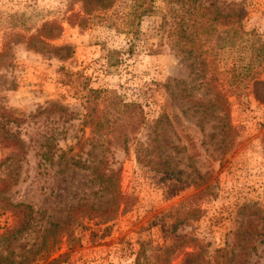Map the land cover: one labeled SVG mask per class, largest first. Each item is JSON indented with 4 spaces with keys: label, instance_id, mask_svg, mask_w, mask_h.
<instances>
[{
    "label": "rangeland",
    "instance_id": "374dc122",
    "mask_svg": "<svg viewBox=\"0 0 264 264\" xmlns=\"http://www.w3.org/2000/svg\"><path fill=\"white\" fill-rule=\"evenodd\" d=\"M155 1L159 13L144 19L133 52L127 53L133 36L108 27L98 14L82 27L67 21L79 10L80 0H0V133L17 140L0 142V196L5 198L0 206V264H46L40 256L52 223H68L77 204H90L92 210L108 205L109 189H102L89 169L71 164V156L81 153L85 158L90 140L96 139L104 143L93 148L97 160L106 158L109 168L118 171L112 189L128 196L129 207H121L106 222L80 216L69 235H62L52 258L66 252L67 261L61 264H134L140 250L150 254L169 242L175 208L208 184L210 193L200 201L198 217L176 232L201 242L207 264H264V104L246 90V83L241 84L246 94L229 98L231 143L213 127L220 123L217 118L198 123L199 114L178 92L193 82L187 60L159 29L166 2ZM215 1L223 12L233 7L249 34L230 48L204 46L202 60L210 62L227 90L232 67H250V78L264 80V0ZM45 21L61 24L59 34L47 41L63 47L59 52L37 51L27 43V36ZM90 89L114 90L125 101L142 105L146 125L131 135L126 149L109 146L104 136L81 128ZM201 92L195 90L196 96ZM162 112H176L182 122L172 118L173 127L163 128L181 148H167L173 173L142 166L135 157V138L145 140ZM78 136L82 148L75 144ZM48 150L50 160L44 159L51 156ZM16 203L30 205L28 223L23 210L12 207Z\"/></svg>",
    "mask_w": 264,
    "mask_h": 264
},
{
    "label": "trees",
    "instance_id": "16d2710c",
    "mask_svg": "<svg viewBox=\"0 0 264 264\" xmlns=\"http://www.w3.org/2000/svg\"><path fill=\"white\" fill-rule=\"evenodd\" d=\"M155 2V0H80L79 10L71 12L67 21L82 27L87 24L91 15L98 14L108 24V27L114 25L118 30H123L133 36V41L130 42L126 51L132 53L134 40L141 34L142 22L160 11ZM165 2V10L160 13L159 29L169 37L167 40L170 47L187 60L189 76H192L191 81H193L189 85L185 82L186 85L183 88H178L180 98L193 109L194 113L199 114L198 123L203 124L211 117L217 118L220 123L213 127L220 128L225 142L231 143V140H227L234 129L230 122L229 98L246 94L242 92L241 88V84L246 83V90L254 96L257 102L264 104V80L250 78L246 73L251 70L250 67H232L228 69L231 73V86L229 90L224 89L211 71L210 62L202 60L200 55L204 52L203 48L206 45L213 43L212 46H215V49L230 48L244 35L249 34L244 29L242 18L235 10H232L233 7L229 12L219 10L215 0H165ZM118 21L122 27L116 24ZM61 28L58 21H45L35 34L27 36V43L37 51L53 49L59 52L63 47L49 45L47 41L55 38ZM35 42L41 43V46L38 47ZM158 46L161 47V42ZM256 50L252 45V57L255 56ZM150 51L158 53L159 49L150 47ZM195 90L202 92L196 96ZM84 110L81 119L82 129L90 128L94 135L104 136L107 145L119 146L124 149L128 147L131 135H135L146 125L147 121L143 107L139 102L125 101L114 90L90 89L85 97ZM172 118L176 123H182L176 112L172 115L162 112L150 126L152 129L146 134L145 140L135 138V157L138 164L148 166L153 170L173 173L175 168L171 166V153L167 152V148L171 147L176 152L181 148L163 131L164 124L173 127ZM202 124L201 130L205 131ZM174 133L177 140H180L178 132L174 130ZM214 135L215 133L212 132L210 138H213ZM7 137L0 133V142L11 144L16 140V138ZM82 141L83 139L78 136L75 144L82 148ZM90 142L92 148L87 151V156L84 158L81 153L73 154L71 164L89 169L93 180L102 189H109L111 196L108 205L105 208L92 210L90 204H84V206L77 204L70 210L68 223L64 225L52 223L47 230L48 236L45 237L47 240L42 244L44 247L50 239L51 246L49 248L42 247L44 252L40 256V259L46 264H61L67 261L68 254L66 252L53 258L52 254L59 250L62 235H69L72 224H75L80 216L98 217L101 221L106 222L112 219L121 207L123 210L129 207L128 196H125L119 189L117 191L112 189L116 185L114 176L118 171L109 168L106 158L97 160L98 156L93 150V148L104 146L103 141L96 139L90 140ZM224 150L223 154L225 155L226 151ZM46 153L51 156H46L44 159L50 160L53 154L50 150ZM60 158H65L64 154ZM193 184L198 187L201 183L193 182ZM209 193L210 186L205 184L204 187L184 198L175 208L169 242L164 246L153 247L150 254H145L143 249L140 250L134 264H169L177 258L180 259L179 264H207L201 242L191 235L176 232V227L198 217L201 211L199 203ZM4 201L5 198L0 196L1 207L5 205ZM12 207H20L26 217V223L29 222L30 205L16 203L12 204ZM29 208L30 211H27ZM241 255L238 253V256Z\"/></svg>",
    "mask_w": 264,
    "mask_h": 264
}]
</instances>
